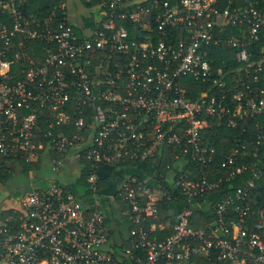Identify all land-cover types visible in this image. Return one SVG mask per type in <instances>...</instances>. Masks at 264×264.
Returning a JSON list of instances; mask_svg holds the SVG:
<instances>
[{
    "label": "built area",
    "instance_id": "obj_1",
    "mask_svg": "<svg viewBox=\"0 0 264 264\" xmlns=\"http://www.w3.org/2000/svg\"><path fill=\"white\" fill-rule=\"evenodd\" d=\"M26 3L0 0V169L46 151L54 171L66 157L90 171L77 193L31 179L18 190L0 218V264H264V46L257 60L250 48L264 43V8L94 0L85 28L66 0L44 18ZM229 26L239 65L215 67L210 47ZM212 123L238 128L230 149L202 144ZM164 151L174 162L158 174ZM104 166L142 175L120 174L103 202ZM111 206L126 223L116 235Z\"/></svg>",
    "mask_w": 264,
    "mask_h": 264
},
{
    "label": "trees",
    "instance_id": "obj_2",
    "mask_svg": "<svg viewBox=\"0 0 264 264\" xmlns=\"http://www.w3.org/2000/svg\"><path fill=\"white\" fill-rule=\"evenodd\" d=\"M60 1L61 0H27V3L24 5L23 11L24 13H35L37 17L44 18L48 16V14L54 9V6L59 5ZM227 1L228 0H218V6L223 7L227 5ZM256 1H257L258 7L264 8V0H256ZM82 3L85 6H91L94 4V0H90L89 2L82 0ZM241 4L244 5L243 0H233V3H232V5H241ZM234 32H236V34L238 33L233 27L231 26L227 27V29L223 33L220 34L221 43L218 44L217 46L210 47L209 57L215 67L223 66L226 69H230L236 65H239V62H237L234 58V48L227 45L225 42L226 35L228 33H234ZM39 45L40 43L38 41L37 42L32 41L31 46L34 51L33 56H34L35 64H41L42 62V58H41L42 53L39 51ZM262 46H264L263 42H260L258 45L257 43L250 45L251 51H253V55L251 56L253 60H257L261 57L260 49ZM258 75H259L258 85L264 87V62L262 64L261 70L258 72ZM41 124L42 126H44L43 121ZM202 133L204 136L202 140V144L206 146L207 148L214 146L216 148V151L219 153L220 151L230 149V147L233 146L234 137L239 132H238V128L236 129L227 128V127L218 126L215 123H212L208 128L203 129ZM173 162L174 160H173L172 154L168 151H164L161 161L157 167L156 173L158 174L165 173L167 170L165 168V165L167 163L172 164ZM19 164L20 166H22L24 173H27L30 170H38L39 168V161L25 163L23 160H19ZM89 171H90V166L89 164H87L86 167L83 168L81 172H79L75 181L65 183V189L73 193H77L81 187L86 186L87 184L86 178H87ZM10 175H11L10 172L3 173L2 170L0 169V182H5L7 178L10 177ZM157 178L159 179V176H157ZM104 183H105V180L99 179V183H98L99 187H102ZM239 183H240L239 181H233V185H237ZM226 189H228V186L225 184L222 187V190H226ZM86 191L88 192V190ZM219 193L220 191L213 193L212 195H210V198L215 199L216 197L219 196ZM16 195L18 196L19 194L17 193ZM176 199L178 200L179 204L183 203V199L181 197L180 198L178 197ZM170 205H171V202L160 203V215H161L160 220L161 221L166 220ZM200 213H202V216H203L202 218L208 219L206 218V215L203 214L204 210H200ZM5 214H7V210L3 209L0 212V216L3 217ZM196 222L199 223L200 220L196 219Z\"/></svg>",
    "mask_w": 264,
    "mask_h": 264
},
{
    "label": "crops",
    "instance_id": "obj_3",
    "mask_svg": "<svg viewBox=\"0 0 264 264\" xmlns=\"http://www.w3.org/2000/svg\"><path fill=\"white\" fill-rule=\"evenodd\" d=\"M75 3L76 2H74V5L76 6L77 4ZM92 20L93 18L91 19L89 26H91ZM49 160L50 158L48 156H45L39 161V168L37 171L38 173L40 172V175L38 176V178H36L37 183L44 185L45 183H52V182L69 183V182L75 181L76 177L79 174L78 173L79 163L76 160H74L71 157H66L65 166L58 171L52 170L51 164L50 162H48ZM131 173L142 175V172H140L133 166H126L121 169L111 168L110 166H104V167L99 168L98 174L100 175V179L105 180L104 185L100 188L102 200L104 202H111L110 198L114 192V185L117 181L118 176L120 174H131ZM5 183L6 181L0 182V185L5 184ZM5 195H8V193ZM14 197L15 196L12 193H10V195L7 196V199L5 201L8 202L9 204L13 201ZM107 214L109 216V220H110L109 223L111 224L114 234L115 235L118 234V232L121 230L124 231L126 223L123 221V218L117 212L116 207L111 206Z\"/></svg>",
    "mask_w": 264,
    "mask_h": 264
},
{
    "label": "rangeland",
    "instance_id": "obj_4",
    "mask_svg": "<svg viewBox=\"0 0 264 264\" xmlns=\"http://www.w3.org/2000/svg\"><path fill=\"white\" fill-rule=\"evenodd\" d=\"M66 1H67L68 11L72 12L71 16H73V20L76 23V25L85 28L90 27L89 23L91 22V19L92 18L94 19L95 17V14L91 12V9H87L85 5L82 3V0H66ZM74 2H76L75 3L77 4L76 6L74 5ZM46 154L48 153L45 151L43 153L42 158L45 157ZM48 162H50V160ZM12 166L14 170L10 172L11 174L10 177L7 178L5 184L0 185V204H1L0 212L3 209H6L4 208V206H2V202L7 199V196L10 195V193H13L15 191L13 194L14 195L15 193L17 194L18 193L17 190L22 189V187L28 182L29 179L36 180V178H38V176L40 175V172L38 173L37 170L35 171L31 170L27 173H24L22 166L20 165L18 166L16 163H12ZM7 193L8 195H5Z\"/></svg>",
    "mask_w": 264,
    "mask_h": 264
},
{
    "label": "flooded vegetation",
    "instance_id": "obj_5",
    "mask_svg": "<svg viewBox=\"0 0 264 264\" xmlns=\"http://www.w3.org/2000/svg\"><path fill=\"white\" fill-rule=\"evenodd\" d=\"M17 191H18V190H17ZM17 191H16V192H17ZM14 192H15V191H14ZM14 192H13V193H14ZM13 193H12V194H13ZM13 195H14V194H13ZM14 196H15V195H14ZM8 205H10V203L8 204V202H6V201L2 202V206H4V208H5L6 206H8Z\"/></svg>",
    "mask_w": 264,
    "mask_h": 264
}]
</instances>
